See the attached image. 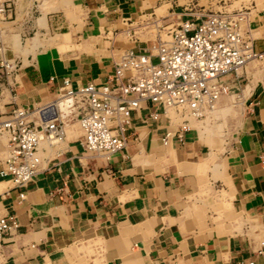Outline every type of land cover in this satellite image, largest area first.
Segmentation results:
<instances>
[{
  "label": "crops",
  "instance_id": "0c3cea01",
  "mask_svg": "<svg viewBox=\"0 0 264 264\" xmlns=\"http://www.w3.org/2000/svg\"><path fill=\"white\" fill-rule=\"evenodd\" d=\"M17 2L0 0L8 6L0 19V43L16 64L7 78L0 74V120L15 106L53 100L63 78L73 88L105 83L121 50L142 52L158 32L159 21L124 31L149 7L148 0ZM255 39L264 55V36ZM252 64L227 74L232 82L223 80L230 86L251 78L239 93L221 97L242 108L222 156L221 179L210 178L211 167L203 177L200 169L211 152L189 131L209 134L206 119L183 115L189 128L183 140L163 144L171 125L161 114L150 118L159 108L146 102L131 113L126 146L108 160L84 151L78 125L68 123L62 141L43 151L42 166L30 181L14 186L0 177V216L15 223L2 238L0 264H264V235L256 237L264 234V85L255 83L263 81L264 65ZM4 156L0 137V169ZM211 180L217 216L196 202ZM97 252L99 259L91 256Z\"/></svg>",
  "mask_w": 264,
  "mask_h": 264
},
{
  "label": "built area",
  "instance_id": "2783aa9c",
  "mask_svg": "<svg viewBox=\"0 0 264 264\" xmlns=\"http://www.w3.org/2000/svg\"><path fill=\"white\" fill-rule=\"evenodd\" d=\"M7 9L0 3V19ZM250 15V8L241 7L179 20L167 29L166 39L151 41L144 51L121 50L105 83L73 88L63 78L53 100L32 108H11L0 120V137L5 140L0 177H8L14 186L30 181L42 166L45 148L60 143L71 122L79 127L84 151L108 160L126 146L131 113L146 102L159 108L149 113L150 118L161 114L168 123V109L174 118L204 115L228 90L223 76L236 74L248 60L262 56L250 36ZM15 68L0 43V74L7 78ZM186 122L182 119L175 128H167L161 142H181L189 130ZM14 228L11 216H0V244Z\"/></svg>",
  "mask_w": 264,
  "mask_h": 264
},
{
  "label": "rangeland",
  "instance_id": "374dc122",
  "mask_svg": "<svg viewBox=\"0 0 264 264\" xmlns=\"http://www.w3.org/2000/svg\"><path fill=\"white\" fill-rule=\"evenodd\" d=\"M27 1L28 3L31 2V0H18V4L21 5L22 2ZM38 1V0H37ZM149 1V7L144 9V11L140 12L138 11V14H136L134 17H132V20H135L133 24V27L124 26V31H129L130 29H133L134 31H137V27H143L148 24H152L153 22H158L159 25L157 27V33L154 35L151 39L148 40L147 43L150 45V41H155L157 39H166L167 38V29L171 28V23L175 22L177 20L176 15L182 14V18L191 17V13H194L195 15L198 13H209L211 11H215L217 9H227V10H233V9H239L241 7H248L251 11V34L254 38L259 36H264V33H262V30L264 31V0H148ZM155 6H159L154 12L153 8ZM25 8H24V10ZM143 17H140V16ZM255 18V19H254ZM255 20L254 27H253V21ZM2 21H0V28L5 24ZM8 23H6L7 25ZM174 25V24H173ZM259 33V34H258ZM135 38H138V34L134 33ZM144 41V40H141ZM261 40H256V44ZM259 47V46H258ZM152 62H155L156 59L152 57ZM252 66L260 67L261 65H264V55L262 56V59L260 61H252ZM250 66V67H252ZM249 79L248 77H243L240 83H237L234 81L230 86H228V90L226 92V95H231L235 93H239L240 89L242 88V85L244 83H248ZM226 83H230L233 81L232 76L227 75L223 79ZM255 83H262L264 85V76L263 81L259 80ZM218 103V110L219 112H214L210 116L206 118V121H208L209 127L211 132L208 134L197 136V132L194 130L192 131L191 136L197 137L201 141H204L208 150L211 152L207 164L205 167H202L200 169L203 173V177L205 178L204 174L205 171L210 169V178L216 179L220 178L221 175L224 173V164H222V156L224 155L225 151L229 147L230 142L232 141L237 126L239 124L241 114H242V108H235L232 107L231 103L229 102L228 98H222L220 99ZM243 103V102H242ZM237 110V111H236ZM182 119H186L187 117L181 116ZM176 118V117H175ZM175 121L171 120L170 128H175L177 125L180 124L181 120L174 119ZM187 121V120H186ZM187 123V122H186ZM75 126H77V123H74ZM212 165V166H211ZM209 178V179H210ZM211 183L208 184V186L204 185L201 191H206V193L201 192L198 193L196 202L200 204L202 207L201 209L204 210L205 214L206 212L210 215L212 213H215V215H218V212L214 210L213 208V200L215 197L216 192L213 191L216 189L215 183L213 180L210 181ZM217 208V207H216ZM210 212V213H209ZM221 222H224V217L222 219L219 218ZM228 223V222H227ZM264 235L263 233H259L257 235V239L261 238ZM94 256V258L99 259L100 254L97 253H91V256Z\"/></svg>",
  "mask_w": 264,
  "mask_h": 264
},
{
  "label": "bare ground",
  "instance_id": "6f19581e",
  "mask_svg": "<svg viewBox=\"0 0 264 264\" xmlns=\"http://www.w3.org/2000/svg\"><path fill=\"white\" fill-rule=\"evenodd\" d=\"M250 14H251V11H250ZM250 18H251V15H250ZM250 36L252 37L251 30H250ZM262 56H263V53H262ZM262 56H261L260 59H250V60H248V61L245 63V66H246V64L249 63L250 61H260V60L262 59ZM245 66H244V67H245ZM223 95H226V94H222V95L219 97V99L217 100L216 104H214V106H212V108L209 109V111L205 112L204 115H202V116H200V117H195V116H190V115H189V116H190L192 119L196 120V121H201V120L206 119L208 116H210V115L213 113V109L215 108V106L218 105V103H219V101H220V99H221V97H222ZM168 110H169V111H168V113H169L168 115L171 116L172 111H171L170 109H168ZM180 117H181V116H180ZM176 118H178V117H176ZM74 123H75V122H74Z\"/></svg>",
  "mask_w": 264,
  "mask_h": 264
}]
</instances>
